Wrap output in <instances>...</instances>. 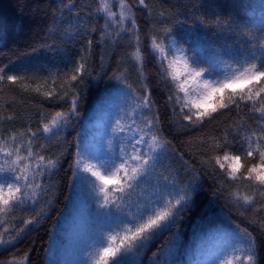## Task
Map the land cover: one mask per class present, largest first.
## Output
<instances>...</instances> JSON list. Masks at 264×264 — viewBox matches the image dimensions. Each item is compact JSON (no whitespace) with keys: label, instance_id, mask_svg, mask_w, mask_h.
<instances>
[{"label":"trees","instance_id":"16d2710c","mask_svg":"<svg viewBox=\"0 0 264 264\" xmlns=\"http://www.w3.org/2000/svg\"><path fill=\"white\" fill-rule=\"evenodd\" d=\"M98 3L99 0H0V68L5 77L12 67L52 56L61 57L66 67L73 66L68 70L69 81L76 64L84 63L86 69L71 93L57 100L7 79L0 82V136L4 138L29 129L38 131L47 122L43 117L68 112L73 92L79 93L78 114L70 118L59 136L49 140L38 134L33 140L34 151L44 146V154L59 156L60 165L45 180V191L37 205L26 203L14 215L8 214L6 224L17 229L28 218L39 217V221L28 225L14 243L0 248V262L16 259L26 264L63 263L84 210L77 181L86 175L78 173L73 164L83 122L96 103L107 99L106 94L110 100L120 92L116 100L124 111L122 123H130L129 114L136 104L133 96H142L146 85L153 103L149 118L159 116L158 127L171 146L142 188L166 197L168 189L175 193L186 187L194 172L199 191L170 230L128 255L130 264H192L221 236L237 245L235 233L245 230L256 238L259 264H264V211L257 210L259 204L250 208L232 196L236 190L241 194L251 191L248 182H241L237 188L225 177L226 169L211 167L213 161L209 165L200 163L226 150L213 152L202 141L222 139L227 134L229 145L238 149L232 128L241 123L254 127V114L242 106L223 110V115L215 114L219 119L211 123L188 127L189 122L181 120L178 106L176 113L172 111L174 105L167 99L173 94L172 86L164 79L148 39L157 34L166 44L174 40L175 48L186 50L184 55L207 61L243 60L251 52L264 56V48L258 46L264 44V0H145L147 8L136 0H127L140 29L143 75L132 58L135 47L131 29L117 39L112 25L106 35V18L96 11ZM165 28L172 29L167 37ZM136 123L142 124V116L136 118ZM252 162L251 158H241L245 167Z\"/></svg>","mask_w":264,"mask_h":264},{"label":"snow or ice","instance_id":"6c2138e0","mask_svg":"<svg viewBox=\"0 0 264 264\" xmlns=\"http://www.w3.org/2000/svg\"><path fill=\"white\" fill-rule=\"evenodd\" d=\"M136 2L139 6L148 7L145 0ZM117 4L119 11H114L109 0H99L96 11L103 13L106 18V35L112 25L116 26L112 34L117 39L121 33H128L131 29L135 47L132 58L143 75L141 37L135 11L127 0H117ZM163 31L167 37L172 29L165 28ZM148 39L151 53L159 59L164 79L172 86L173 94L167 97L169 103L174 105L172 111L176 113L178 106L181 120L189 122L188 127L203 125L205 121L211 123L219 119L215 114L223 115V110L241 109L242 106L254 114V127L241 123L232 128L236 133L234 141L239 145L238 149L229 145L227 134L222 139L202 141L213 152L226 150L222 155H209L207 160L202 159L200 163L209 165V161H213L211 167L226 169L225 177L234 182L237 188L241 182H248L247 188L251 191L245 194L239 190L233 191L234 200L242 201L250 208H257L259 204L257 210L264 211V56L251 52L243 61L236 59L234 63L223 62L221 66L215 61L184 55L186 50L175 48L174 40L172 44H166L157 34ZM258 46L264 48V44ZM202 63L207 66L202 67ZM85 71L84 63L75 66L69 77L70 89L74 88L75 82L81 79ZM5 79L16 83L22 78L13 75L5 77L4 69L0 68V82ZM144 88L142 96H133L136 104L129 114L131 123H122L123 117L115 122L113 132L117 136L125 134L126 140L121 139L118 152L114 151L99 166L103 171L82 159L79 146L73 162L77 170L95 178L93 187L101 197L100 207L114 209L118 214L97 213L99 217L107 218L106 222L115 221L119 230L110 229L106 238L97 243L95 255L91 258L92 264H130L128 255L142 250L161 232L170 230L178 214L194 201L199 191L194 172L192 181L186 187L177 189L175 193L168 189L166 197L160 192L149 193L142 188V185L149 183V177L159 164L161 155L171 146L158 127L159 116L149 118L153 103L147 86ZM35 90L40 91L39 88ZM44 95L51 96V93L46 92ZM78 100L79 93L73 92L70 110L46 115L43 119L47 122L38 131L29 129L27 133L15 132L7 138L0 136V216L5 217L0 219V248L14 243L28 225L38 223L39 217L28 218L17 229L15 225L6 224V218L8 214L14 215L15 210L26 203L37 205L45 191L44 182L59 167L60 157L45 155L44 146L34 151L33 140L38 134L47 136L49 140L59 136L70 118L78 114ZM138 111L143 114L142 124L136 123ZM242 156L246 161L251 158L254 162L245 167L241 163ZM235 239L238 243L234 245L233 260H225L223 264H233V261L236 264H259L256 238L245 230L235 233Z\"/></svg>","mask_w":264,"mask_h":264},{"label":"rangeland","instance_id":"374dc122","mask_svg":"<svg viewBox=\"0 0 264 264\" xmlns=\"http://www.w3.org/2000/svg\"><path fill=\"white\" fill-rule=\"evenodd\" d=\"M110 3L113 5L114 11H119L117 0H112ZM164 17V15H161L160 18L165 20ZM234 61L220 59L216 63L223 66V62L234 63ZM69 67L71 69L73 66L69 64L66 67L61 57L52 56L12 67L7 72L6 77L8 75L21 77L22 79L14 84L30 88L49 100H57L69 95L73 90V88H69L71 82L67 79ZM37 88L40 89L39 92L35 90ZM46 92L51 93V96L44 95ZM120 96V92L115 93L114 99L109 100V94H106L104 97H107V99L103 98L96 103L84 120L79 133L80 143L78 146L81 150L82 159L85 162L97 165L101 171H103V168L99 166L103 161L112 156L114 151L118 152L121 139L126 140L125 134L117 136L113 132L116 127L115 122L121 120L124 113L121 103L116 100ZM139 116H142V113L138 111L136 118ZM117 163H119V160H117ZM77 172L86 175V177H79L77 181L83 197L84 210L79 216L80 220L75 230L76 234L72 247L66 253L62 264H92L91 258L95 255L97 243L106 238L110 229L119 230L115 221L107 220L106 222L107 218L97 215V213L105 212H112L113 216L118 214L115 213L114 209L100 207L101 197L96 194L93 187L95 178L82 170H77ZM233 252L234 246L224 236H221L203 253L199 254L192 264H223L225 260H233ZM48 256H51V254ZM0 264H26V262L10 259L1 261Z\"/></svg>","mask_w":264,"mask_h":264}]
</instances>
